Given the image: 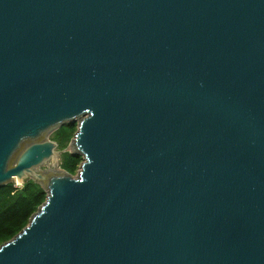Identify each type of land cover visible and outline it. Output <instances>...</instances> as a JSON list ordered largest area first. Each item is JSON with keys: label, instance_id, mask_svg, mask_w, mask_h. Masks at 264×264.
<instances>
[{"label": "water", "instance_id": "1", "mask_svg": "<svg viewBox=\"0 0 264 264\" xmlns=\"http://www.w3.org/2000/svg\"><path fill=\"white\" fill-rule=\"evenodd\" d=\"M28 180L0 264H264V0H0V186Z\"/></svg>", "mask_w": 264, "mask_h": 264}, {"label": "trees", "instance_id": "2", "mask_svg": "<svg viewBox=\"0 0 264 264\" xmlns=\"http://www.w3.org/2000/svg\"><path fill=\"white\" fill-rule=\"evenodd\" d=\"M76 129V122L68 123L55 130L49 138L61 152L60 169L72 176L82 162L81 155L67 151ZM45 199L46 191L33 180L0 186V245L12 239L28 224L31 215Z\"/></svg>", "mask_w": 264, "mask_h": 264}, {"label": "rangeland", "instance_id": "3", "mask_svg": "<svg viewBox=\"0 0 264 264\" xmlns=\"http://www.w3.org/2000/svg\"><path fill=\"white\" fill-rule=\"evenodd\" d=\"M54 132V131H53ZM53 132L50 133V135L48 136V140H50V136L53 134ZM52 141V140H51ZM59 150H56V155H57V159H58V165L52 170V172H62V170L59 167L60 164V153L58 152ZM68 152H71L68 148H67ZM50 167V160L48 162H46L42 167H40L39 172H44L46 171L48 168ZM18 184V183H17Z\"/></svg>", "mask_w": 264, "mask_h": 264}]
</instances>
